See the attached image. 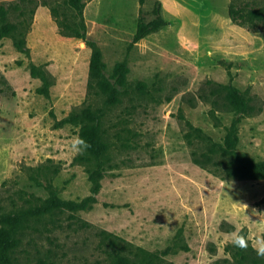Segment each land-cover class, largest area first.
I'll use <instances>...</instances> for the list:
<instances>
[{"label": "rangeland", "instance_id": "1", "mask_svg": "<svg viewBox=\"0 0 264 264\" xmlns=\"http://www.w3.org/2000/svg\"><path fill=\"white\" fill-rule=\"evenodd\" d=\"M90 38L106 72L127 62L120 102L108 105L88 89L92 51L62 36L42 0H0L15 37L0 40V227L6 216L25 223L22 264H109L111 256H149L153 264H264L253 250L264 235V180H223L202 167L203 155L235 131L237 153L264 162V29L232 22L229 7L264 0H84ZM156 2L166 26L134 44L140 16ZM0 16V29L4 25ZM25 37L28 53L16 40ZM45 72L49 94L33 78ZM237 88L254 111L241 115L225 101ZM89 104L102 111L110 165L86 211L54 209L49 201L92 195L87 165L69 150L79 135L66 121ZM249 240L230 242L238 229Z\"/></svg>", "mask_w": 264, "mask_h": 264}, {"label": "trees", "instance_id": "2", "mask_svg": "<svg viewBox=\"0 0 264 264\" xmlns=\"http://www.w3.org/2000/svg\"><path fill=\"white\" fill-rule=\"evenodd\" d=\"M42 2L49 8L62 36L80 39L91 49L89 92L105 98L108 105L118 104L121 95L120 88L127 85L128 64L127 62L119 63L115 66L111 75L107 74L103 53L88 33L84 17L85 1L42 0ZM140 2L141 5L144 4V0H140ZM152 14L153 18L151 20H146L144 16H140L133 37L134 44L166 26L167 23L162 16L160 2L155 3ZM0 16L5 22L0 29V40L15 37L14 34L18 31V26L7 23V15L3 8H0ZM229 16L233 23L242 27L251 30L264 29V3L259 7H240L234 2L229 7ZM16 46L20 51L28 53L24 35L21 34V38L16 40ZM30 73L33 78H39L43 83L37 89V94L47 96L50 81L45 72L36 65H31ZM225 101L232 111L241 115H250L254 111L248 98L237 88L231 86L226 88ZM66 121L73 125H80L79 136L91 145V148L78 157V160L87 165L93 164V168L88 170L92 182V195L81 202L51 200L48 205L38 211L40 215L52 213L54 209L69 210L75 213L89 209L91 204L96 201V196L102 187L101 181L107 167L110 165V148L102 131V111L94 109L93 105L89 104L75 109ZM237 143L236 132H230L225 139V146L220 149L221 159L219 161L214 159L213 155L217 151L213 149L208 154L203 155L202 167L208 168L214 176H221L223 180H264V162H256L247 155L238 154ZM24 227L25 223L21 217L6 216L4 218L3 225L0 227V264H22L18 256V249L23 241ZM142 253L135 254L134 258L120 254L112 255L109 264H153V259L149 256L142 257Z\"/></svg>", "mask_w": 264, "mask_h": 264}, {"label": "clouds", "instance_id": "3", "mask_svg": "<svg viewBox=\"0 0 264 264\" xmlns=\"http://www.w3.org/2000/svg\"><path fill=\"white\" fill-rule=\"evenodd\" d=\"M70 128H74L77 133H79L81 126L80 125H68ZM69 150L75 154L83 155L91 148V145L79 135H73L67 141ZM258 225V231L264 233V219H259L257 222H253ZM230 242L233 246L241 249L247 250L249 247V240L246 235L243 234V229H238L230 234ZM253 250L256 252V255L264 259V235L258 237L254 244Z\"/></svg>", "mask_w": 264, "mask_h": 264}]
</instances>
